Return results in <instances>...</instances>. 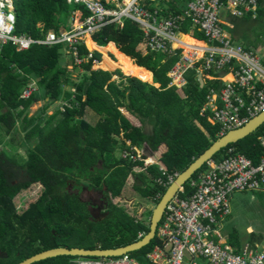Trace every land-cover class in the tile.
I'll return each instance as SVG.
<instances>
[{
    "label": "trees",
    "instance_id": "1",
    "mask_svg": "<svg viewBox=\"0 0 264 264\" xmlns=\"http://www.w3.org/2000/svg\"><path fill=\"white\" fill-rule=\"evenodd\" d=\"M14 8L16 34L35 39L68 29L75 10L84 9V15H89L83 5L69 4L68 0H14ZM195 36L204 39L200 32ZM92 38L103 50L87 37V46L97 50L93 59L81 65L64 45H34L18 51L9 43L0 48V145L9 147L11 141L6 139L10 135L26 132L21 147L25 155L18 147L0 151V264H18L53 248L114 249L138 241L140 233L149 232L150 220L136 221L113 199L122 196L131 175L134 190L143 199H155V204L168 187L155 182L161 175L158 165L136 173L134 168L144 166V162L132 163L120 153L136 147L148 156L165 145L160 163L174 175L183 172L220 137L219 127L200 112L211 89H219L221 82L209 80L202 86L192 70L186 75L184 93L170 86L168 73L177 58L163 62L162 54L149 53L143 32L130 19L123 28L108 24ZM88 54L85 45L80 46V56ZM66 56L71 59L66 61ZM94 60L101 61L104 69H120H95ZM77 69L82 73L74 81ZM32 81L39 91L24 99L23 91ZM46 99L41 112L29 117L32 104ZM61 102L68 104L65 111ZM52 108L53 113L42 123V116ZM86 110L98 116L95 124L84 118ZM262 129L228 147H236L257 164L263 154L258 140ZM32 141L34 144L25 146ZM226 150L213 159L221 160ZM70 183L79 192L86 188L102 193L106 198L103 218H92L91 203L70 192ZM34 185L42 188L41 193L29 199L24 210L18 208L16 198ZM185 188L184 196L190 195L188 184ZM152 212L147 213L150 218ZM158 243L155 238L131 255L146 264L145 255ZM74 258L58 256L34 264H70Z\"/></svg>",
    "mask_w": 264,
    "mask_h": 264
},
{
    "label": "built area",
    "instance_id": "2",
    "mask_svg": "<svg viewBox=\"0 0 264 264\" xmlns=\"http://www.w3.org/2000/svg\"><path fill=\"white\" fill-rule=\"evenodd\" d=\"M156 2L68 0L69 4L83 5L89 15H84V9L75 10L68 29L50 31L45 38L35 39L16 34L14 0H0V48L9 43L18 51H27L34 45H64L72 52L75 63L81 65L93 59L95 50L87 46V37L93 40L96 32L111 23L123 28L125 20L130 19L143 32V44L148 52L177 58L168 73L170 86H176L183 93L186 75L192 70L202 85L209 80L221 82L219 89H211L200 112L219 127L220 137L264 111V47L253 49L238 44L225 28L227 16L255 18L259 0H192L180 12L167 17L155 7ZM111 3L114 7H107ZM222 10L227 13L224 19ZM184 29L190 33L200 32L204 39L195 38V43L188 44L182 39ZM82 45L89 51L86 58L80 56ZM96 63L99 61L94 60V65ZM38 91L37 83L32 81L22 97L29 99ZM65 106L68 104L60 103L62 111ZM261 127L258 140L263 154L257 164L236 147H227L221 160L212 158L187 181L192 190L190 195L184 196L185 184L168 202L156 231L159 243L145 255L146 264H264V249L259 251L247 244L237 251L223 233L224 221L231 214L230 196L235 192L264 191V124ZM145 155V151L136 147L122 152L123 159L135 164L144 162V166L138 164L134 168L136 173L147 172L152 165H158L161 175L155 182L169 187L180 173H168L160 163L162 153ZM142 208L137 211L139 215L128 213L136 221H144L150 207ZM143 235L140 233L139 238ZM70 264L142 262L127 253L119 257H76Z\"/></svg>",
    "mask_w": 264,
    "mask_h": 264
},
{
    "label": "rangeland",
    "instance_id": "3",
    "mask_svg": "<svg viewBox=\"0 0 264 264\" xmlns=\"http://www.w3.org/2000/svg\"><path fill=\"white\" fill-rule=\"evenodd\" d=\"M106 1V0H105ZM227 16L226 11H221V18L224 19ZM235 17L231 18V22L239 23V19ZM236 20V21H234ZM189 43H191V39H188ZM243 43V42H242ZM240 42V44H242ZM244 44V43H243ZM93 48V45H91ZM103 50V48H98ZM102 54V60L105 59L104 54ZM111 60H116L115 56L112 53H107ZM71 57L66 56V61L70 60ZM100 61V62H101ZM134 61V60H133ZM99 63L94 65L95 69H103L106 71H114L116 69H120L117 66H111L109 69H104L101 67ZM72 67V66H70ZM80 73H82L81 69H77L73 72L72 79L77 81ZM123 73V72H122ZM124 74V73H123ZM126 75V74H124ZM129 76V75H127ZM117 78V77H115ZM71 90V89H69ZM48 99L44 101H36L30 107L28 111V116L31 117L38 112H41L44 105L47 103ZM54 109L48 110L47 114L42 116L41 122L44 123L47 119L48 115L53 113ZM84 118L92 124H95L98 121V116L90 111L86 110ZM26 132H14L10 135L6 140L10 142L9 147L4 145H0V151L3 149H19L21 155H25L24 149L22 150V145L25 143ZM35 141V140H34ZM34 141L31 143H26L27 145L34 144ZM167 147L162 145L159 148V153L165 151ZM164 153V152H163ZM122 156V154L120 153ZM128 183L123 189V193L121 197H117L113 199V202L121 207H124L127 211L139 215L140 207H150L149 210H153L156 206L155 201L153 199H143L133 188V176L131 175L127 181ZM41 189L39 185H34L27 190L22 191L19 196L16 198V203L18 208L24 210L28 205V200H33L36 196H38V192L41 193ZM67 189L70 192L78 193L81 195V198L84 201H88L91 203L90 212L92 213V218L94 220H100L103 218L106 211V198L102 195V193L96 192L94 190H85L77 191L74 190V185L72 183L69 184ZM39 193V194H40ZM231 202V215L226 219L225 226L223 229L224 235L227 236L229 243L236 249L242 248L244 245L249 244L252 247H256L257 250L263 251L264 249V191H254V192H235L230 196ZM142 208V209H144ZM145 210V209H144ZM149 210H146L145 217L149 219V215L147 214ZM248 228H251L252 231H249Z\"/></svg>",
    "mask_w": 264,
    "mask_h": 264
},
{
    "label": "water",
    "instance_id": "4",
    "mask_svg": "<svg viewBox=\"0 0 264 264\" xmlns=\"http://www.w3.org/2000/svg\"><path fill=\"white\" fill-rule=\"evenodd\" d=\"M264 124V111L257 116L250 119L242 127L233 129L227 132L225 135L215 140L211 146L206 149L197 159H195L183 172H181L176 179L167 188L166 192L161 197L160 201L153 209L152 216L150 218L149 232L144 235L138 241L119 248L114 249H85V248H66L59 247L49 249L38 254H35L18 264H34L36 262L46 260L49 258H55L58 256H71V257H119L121 255L132 253L141 250L143 247L149 245L156 236L158 224L163 216L166 205L168 202L181 190V188L187 183V181L200 170L205 163L213 158V156L220 152L222 149L228 147L231 144H235L238 141L246 138L255 131H257Z\"/></svg>",
    "mask_w": 264,
    "mask_h": 264
},
{
    "label": "crops",
    "instance_id": "5",
    "mask_svg": "<svg viewBox=\"0 0 264 264\" xmlns=\"http://www.w3.org/2000/svg\"><path fill=\"white\" fill-rule=\"evenodd\" d=\"M106 1H108V0H106ZM259 3H260L259 10H261V12H259V10H258L257 16L255 18L252 17L251 15H246L245 17L237 18L240 20L239 23H234V22L232 23L231 18H233V17L227 16V20H226V24H225V28L230 33V35L232 36V38L234 39V41L236 43L240 44V42L241 43L243 42L244 44L242 43L241 45L246 46L248 48H253V49H259V48L264 47V0H259ZM187 4H188V2H185L184 0H157V2L155 3V7L160 9L162 11V15L167 17L173 13H178L179 11L184 9L187 6ZM236 20H234V21H236ZM228 24L231 25V27L228 26ZM196 32L190 33L189 31L184 29L183 35L189 36L194 41V40H196L195 38H197L195 36ZM182 39H183V36H182ZM197 39H199V38H197ZM200 40H203V39H200ZM195 42L196 41H194V43ZM111 43H113V42H111ZM95 46L97 48H100V46H98L96 43H95ZM101 48H103V47H101ZM95 50H97V49H95ZM149 53H151V52H149ZM157 54H159V53H157ZM163 56H165V55H163ZM167 58L168 57L165 56L164 60H166ZM164 60H163V62H164ZM204 85H202V86H204ZM156 86H158V85H156ZM183 93H184V91H183ZM225 221H224V223H225ZM224 226H225V224H223V229H224ZM248 230L252 231L251 228H248ZM224 236L226 237V240L229 243L227 236L226 235H224ZM240 249H238L237 251H239Z\"/></svg>",
    "mask_w": 264,
    "mask_h": 264
},
{
    "label": "bare ground",
    "instance_id": "6",
    "mask_svg": "<svg viewBox=\"0 0 264 264\" xmlns=\"http://www.w3.org/2000/svg\"><path fill=\"white\" fill-rule=\"evenodd\" d=\"M188 39H191L189 36H183V41L184 42H186V43H188V44H193L194 43V41L191 39V43H189V41H188ZM228 80H231V77L230 76H228V78H227ZM222 158V157H221Z\"/></svg>",
    "mask_w": 264,
    "mask_h": 264
}]
</instances>
